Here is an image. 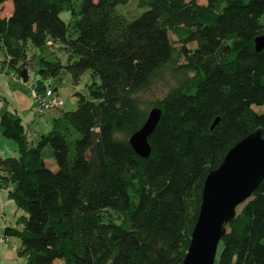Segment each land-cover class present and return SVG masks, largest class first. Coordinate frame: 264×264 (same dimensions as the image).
<instances>
[{
  "label": "trees",
  "instance_id": "trees-1",
  "mask_svg": "<svg viewBox=\"0 0 264 264\" xmlns=\"http://www.w3.org/2000/svg\"><path fill=\"white\" fill-rule=\"evenodd\" d=\"M11 1L0 48L19 74L29 42L68 53L66 65L41 59L36 93L63 67L75 83L87 69L99 78L36 143L18 114L0 116L18 151L0 155V187L27 213L22 230L5 234L20 238L23 264H182L207 174L247 134L264 136V111L253 108L264 106V48L255 47L264 0H136L145 9L131 20L116 11L130 0ZM161 81L164 95L144 103ZM153 107L161 117L144 158L129 138ZM240 205L214 264H264V179Z\"/></svg>",
  "mask_w": 264,
  "mask_h": 264
},
{
  "label": "water",
  "instance_id": "water-1",
  "mask_svg": "<svg viewBox=\"0 0 264 264\" xmlns=\"http://www.w3.org/2000/svg\"><path fill=\"white\" fill-rule=\"evenodd\" d=\"M255 47L257 50L264 48V34L255 38ZM20 77L27 81L26 69ZM160 117L161 109L151 108L143 125L129 138L141 157L147 158L151 153L149 137ZM263 179L264 136L258 128L231 147L222 162L207 174L200 210L182 264H214L226 225Z\"/></svg>",
  "mask_w": 264,
  "mask_h": 264
},
{
  "label": "rangeland",
  "instance_id": "rangeland-1",
  "mask_svg": "<svg viewBox=\"0 0 264 264\" xmlns=\"http://www.w3.org/2000/svg\"><path fill=\"white\" fill-rule=\"evenodd\" d=\"M144 9L145 8H139L137 6L136 0H130L126 4H119L116 6V11L123 14L129 20L140 15ZM12 10L13 4L11 0L0 3L1 16L11 14ZM60 17L68 21L70 14L68 11H63ZM170 37L174 44H177V38L172 33H170ZM188 46L194 47L195 43ZM8 58L3 48H0V96H2L0 97V115L4 111L15 112V109L18 108V112H20L22 116L24 128L26 131L29 130V137L35 140V142H38L43 133L51 130V118H53V116H56L60 110H75L78 107V100L81 95L91 98L88 85L91 84L93 80L99 82L98 77H93L92 70L87 69L80 76L79 81L75 83L71 73L63 67L58 76L44 79V82L49 88H53L55 93L58 94L63 105L59 109L52 108L47 110L44 114H40L37 112V101L34 96L35 89L33 88V83L41 77L39 73L40 61L42 58H45L47 60H58L63 65H66L68 63V53L66 49L59 42L53 45L47 44L42 48H38L29 42L26 49V60L28 65L27 81H23L16 68L9 64ZM166 77H170L169 74H167ZM167 89L168 87L165 85V82H158L151 90L143 95L144 103L153 102L157 98L162 97ZM253 108L259 113L264 111V106L253 105ZM0 129H2L1 126ZM7 139L16 144L12 139ZM1 150L6 151L0 142V152ZM51 151V147L46 146L43 150V155L46 158L48 166L54 169L57 168V165L53 158L48 157ZM9 200L12 201L13 205H17L11 197H9ZM242 206L243 205H240L237 210L239 211ZM104 217L105 220L116 219V216L110 215L109 212H106ZM2 234L3 233L0 232V235ZM9 238H12V246L17 240L20 241L18 236H10ZM0 248H2V246H0ZM18 260L21 261V258L19 257ZM61 263V260H57V264Z\"/></svg>",
  "mask_w": 264,
  "mask_h": 264
},
{
  "label": "crops",
  "instance_id": "crops-1",
  "mask_svg": "<svg viewBox=\"0 0 264 264\" xmlns=\"http://www.w3.org/2000/svg\"><path fill=\"white\" fill-rule=\"evenodd\" d=\"M16 109L14 113L18 114L22 119L20 112H18V108ZM51 123H52V118H51ZM28 131L27 133L29 137ZM29 140L33 143H36L35 140H32L30 137ZM0 142L2 143V147L6 149V151L1 150L0 152L1 156L15 157L18 155L17 145L12 141L8 140L5 136H3L2 129H0ZM0 211H1L0 232L3 233L2 235H0V238L2 237L4 239L3 242L0 241V246H2V248H0V264H23L24 260L21 257H20L21 261L22 260L23 261L21 262L20 260H18L19 258L18 249L21 245V240L20 241L17 240L16 243H14L12 246L11 244L12 238L9 237L15 235H6L5 229L7 227H10V228H15L17 230H22L24 226L22 220L23 218L27 217V213L17 205L16 206L13 205L12 201L9 200L8 190L2 189L1 187H0Z\"/></svg>",
  "mask_w": 264,
  "mask_h": 264
},
{
  "label": "built area",
  "instance_id": "built-area-1",
  "mask_svg": "<svg viewBox=\"0 0 264 264\" xmlns=\"http://www.w3.org/2000/svg\"><path fill=\"white\" fill-rule=\"evenodd\" d=\"M37 101V112L45 113L47 110L52 108H60L63 105L62 100L55 93L53 88H48L42 94L34 93ZM0 241L3 242L4 239L1 237Z\"/></svg>",
  "mask_w": 264,
  "mask_h": 264
}]
</instances>
